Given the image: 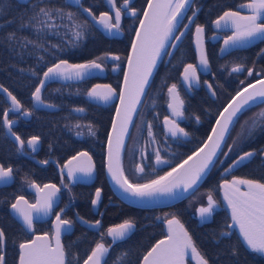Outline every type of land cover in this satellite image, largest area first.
Segmentation results:
<instances>
[{"label":"snow or ice","instance_id":"6c2138e0","mask_svg":"<svg viewBox=\"0 0 264 264\" xmlns=\"http://www.w3.org/2000/svg\"><path fill=\"white\" fill-rule=\"evenodd\" d=\"M3 0H0V15H3L4 8ZM24 4L29 3V0H17ZM131 0H123V4L117 7L115 0H106V3L115 10V19L108 12H101L99 16L93 14L91 8L83 7L81 0H71L74 4L87 13L96 24L101 25L105 31L112 33L115 29L120 30L122 8H128ZM192 7V0H147V8L144 9V18L140 20V27L136 29V38L132 41V51L128 55V69L124 72V88L119 92L120 105L116 107V118L112 121V130L108 133V163L107 170L112 181L118 185L124 193L131 197L145 198L153 197L156 194L173 195L176 198H182L183 193L198 186L203 180L210 168L215 167L218 154L228 157L230 153H235L240 146L234 140L233 144L227 145L228 151H222V145L226 143V136L230 134V128L236 122L238 114L257 103H264V73L256 72L254 68H247L248 76L262 77L257 79L255 83H249L242 90H237L235 95L231 97L228 105L219 113L216 118L215 125L211 129V133L204 141V146L188 156L181 164L165 172L162 176H156L155 179H149L145 183H133L125 175L124 169L120 163L121 149L125 145V135L129 133V124L132 122V114L137 110V104L141 102V96L146 94L147 89L151 86L150 77L153 75V70L157 66V60L163 55H172L167 50V45L171 44L173 48L183 36L174 35L179 31V25L184 18L185 10ZM238 8L247 9L250 14L241 15L240 11L225 10L222 15L211 23L216 29L231 28L232 35L227 36L220 51L222 53L230 52L232 49L244 47L256 41L264 42V0H248L247 3L238 5ZM199 8L192 11V15L188 16L189 23H194ZM32 15L28 17L27 22H24L21 17V28H35L37 32H43L45 29L50 34L59 35L56 29L63 26L69 27L66 24H57L55 21L68 20L72 21L71 35L68 39L69 47H78L86 35L87 29L90 27L89 21L84 19L83 22L77 21V13L73 11H65L61 7H47L33 5ZM131 15L136 17L137 10L130 8ZM50 21H52L50 23ZM12 23V21H9ZM3 27V25H0ZM184 29L189 27V24H183ZM196 45L198 53V65L186 64L183 72L184 84L191 86L199 84L197 76L198 67L207 70L209 67L208 57L203 49V34L205 26L196 25ZM67 35V33H66ZM5 39L15 44L19 48H25L27 44H34L35 47H43L42 44L36 43L34 40L18 39L15 32L9 33ZM53 48H59V45H52ZM66 51L67 49H61ZM47 51V49H45ZM264 54V49L261 53ZM109 58V54L96 57L85 63H69L67 60L60 59L58 63H54L47 67L43 72L42 78L39 79V84L35 86V90L31 93L33 109L24 108L22 103L17 99L12 92L0 85V91L7 93L8 99L11 100L12 107L4 110L3 126L8 132L15 137L16 142L20 145V149L24 148L25 141L12 131V125L15 121L8 119L9 112L19 111L24 117H29L38 107L54 108L56 105L47 103L42 98V90L47 82L54 80L71 81L82 80L86 76L92 75V69L103 71V62ZM112 60H120L118 55L110 56ZM43 60V57L39 58ZM118 67V65L116 66ZM116 67L113 71H116ZM243 64H236L231 68V72L239 73L244 71ZM24 72L25 69H20ZM32 76H37L34 69H27ZM212 96L216 95L213 86L204 81ZM241 85L244 81H240ZM258 85V87H257ZM168 108L171 110L173 119L165 117V133L179 140L181 137H187L188 132L183 127H180L175 118L184 116V100L177 91V84H172L168 87ZM87 97L93 100H98L108 103L117 95L116 90L110 85H95L86 93ZM72 111L82 113L85 111L82 107L74 108ZM197 123L200 122V117H196ZM247 123V122H246ZM73 127L81 128L77 123ZM89 130V135L94 136L95 131L91 124L85 125ZM257 130H264V110L256 114L245 131L242 125L240 136L243 139H250ZM77 136L82 135L81 132L76 133ZM148 137L152 138V143H156L153 136V126L148 124ZM40 142L39 136H32L27 140V146L33 151L36 150ZM19 150V149H18ZM257 150L243 152L232 160L231 164L224 169V173H231L234 169L244 166L251 162L252 158L257 155ZM259 154L264 155V149L259 150ZM145 158L142 156V163L135 166L137 174L145 173ZM155 162L157 165L169 164V160L162 158L160 150L155 151ZM47 164L48 161H41ZM221 164L224 161H220ZM94 164L92 157L87 151L77 152L64 165L68 170V178H74L75 173H83L85 176H91L94 172ZM63 171V169H62ZM152 171H155L153 168ZM13 174L12 168L0 166V182L8 183ZM63 183V180H62ZM243 186L246 190H241ZM30 187L36 189L38 195L35 203H29L23 196L16 198V202L11 204V209L16 217L22 221L23 228L31 232L33 230L34 221L41 214L47 216L55 204L57 193L60 188L56 184H45L39 187L35 182L30 183ZM67 187V185H65ZM223 190L224 200L227 202L228 209L231 210V224L226 225L228 229L238 228L239 234L244 243L253 252L264 253V182L254 179L233 177L231 181L224 179L219 185ZM182 190V191H180ZM101 188H96L95 198L91 200L93 207L97 205L101 198ZM219 206L211 193L207 194V205L196 209L201 222H207L212 217L213 212ZM67 207V206H66ZM56 212V219L53 223L55 230L54 236L45 233L43 236H36L34 239L20 242L18 245V264H73L72 260L68 259V254L64 246L61 244L60 237L62 232H69L73 227V220L63 219L62 213ZM76 219L82 224L87 225L90 229L99 230L101 221L95 220L89 222L77 213ZM168 235L165 239L159 240L151 247L146 254L143 255L140 264H185V258L189 255L196 260L197 264H209V261L198 250L192 236L185 229L184 225L173 216L171 219H166ZM135 229L133 219H125L122 223L108 227L100 232V239L91 249L90 254L83 260V264H106L105 257L109 250L119 241H124ZM228 231L221 230L219 237H228ZM105 236L111 238V243H105ZM217 237V241L219 240ZM55 240V246H52L51 240ZM7 234L0 228V264H7L6 247ZM236 250L233 249L232 255H236ZM127 253L118 256L113 264H118L122 257H126ZM79 264V261L76 262Z\"/></svg>","mask_w":264,"mask_h":264},{"label":"flooded vegetation","instance_id":"af4514ba","mask_svg":"<svg viewBox=\"0 0 264 264\" xmlns=\"http://www.w3.org/2000/svg\"><path fill=\"white\" fill-rule=\"evenodd\" d=\"M15 1L17 2V0ZM47 1L48 0H29V3L33 4ZM49 1L55 2L54 0ZM56 1L65 4L70 8L78 9L80 15L87 19L81 8L72 7L68 5L65 0ZM143 1L144 0H131L128 8L121 9L123 14L121 16L120 30L117 32L114 29L113 32L110 33V37L105 34L106 31L101 25L93 24L87 19L95 32L102 33L105 48H77L83 53L64 58V60H67L69 63H85L96 57L109 54V58L103 62V71L92 69V75L86 76L84 79L77 82L61 80L47 82L42 90V98H44L47 103L56 105L54 108L38 107L29 117L22 116L19 111L9 112L8 119L15 121L12 125V131L25 141L23 149H20L17 144L7 137L3 126V112L1 122L2 129L5 137L12 146V150L11 157H8L7 152L1 148L0 144V166L12 168L13 174L11 181L0 187V215L3 207L1 198L10 193L13 199L8 204L6 210L15 225L14 227L6 228L11 234H13L14 231H21L30 236L29 240L32 239L34 234L49 233L52 235V221L56 218L55 213L60 212L61 209H65L64 213H62L63 219L73 220L72 232L62 238L63 246L65 240L74 244L76 236L79 233H82L81 231H86L91 234L95 238V242H97L100 239V232L106 230L108 227H112L107 226L111 219L110 208H113L117 203L113 197H110V187L107 181L98 183L96 165L100 158L98 150L101 146L103 147V153L105 156V141L107 137L105 132H107L106 129L110 127L116 102L112 100L109 105H99L90 101L86 97V93L95 85L99 84L110 85L116 90L117 95L119 94L129 55V47L136 29L135 27H137L136 25H138L142 14L141 5L143 4ZM211 1L212 0H197L195 2V0H193L192 7L188 9L182 23L178 26L179 31L175 32L174 35H180V32L184 30L183 24H189V27L186 29L181 39L176 42L175 48H173L171 44L167 46V50L171 52L172 55L169 56L165 54L162 56L154 73V76L156 73L158 74V78L156 79V82H158L157 84L155 82V84L150 87L146 98H142L129 130L121 157V164L125 175L133 183L140 181L147 182L149 179H155L156 176H162L172 168V165L178 158V148L184 144L183 142L190 139L191 132L201 129L205 125V122L209 121L211 114L215 112L220 103H222L227 96L232 95L238 86H243L259 78L257 76H248L246 71L247 68H254L256 72L264 73V54H260L261 49H264V42L256 41L250 46L232 49L224 55L220 54V49L223 46L225 38L232 35V31H214L212 29L211 22L217 19L218 16L222 15L225 10L212 4ZM115 2L117 7H120V5L123 4V0H115ZM247 2L248 0H240V2H238L233 8L226 10L236 11L238 5ZM81 3L83 7L91 8L93 14L96 16H99L101 12H108L113 18L112 22H114L115 10L110 9L105 0H81ZM18 4L26 5L24 3ZM130 8H135L137 10L136 17L131 15ZM196 8H199L200 10L197 12L196 17H194L195 22L189 23L187 17L191 16L192 11ZM248 14L250 13H241V15ZM136 21L138 22L134 26ZM197 24L205 26V32L203 34V49L208 57L209 67L207 70L198 67L197 76L199 77V84H193L191 89H189V86L184 84L181 73L186 64L191 63L198 65L195 31ZM112 55H118L121 59L118 61L112 60L110 58ZM33 62L34 59H32L28 65L31 66ZM57 62H59V60ZM236 64H243L245 70L239 73L231 72V68ZM117 65L118 67H116ZM47 67L40 72L37 85ZM114 67H116V71H113ZM19 79L17 72L14 82L17 83ZM242 80L244 81L243 85L240 83ZM204 81H208V83L213 86V90L216 92L215 96L211 95ZM174 83L177 84V91L184 100V116L175 119L179 126L183 127L185 131L189 133L186 138L181 137L179 140L170 135H166L164 124L166 116L173 119L171 110L168 108L169 96L167 90L168 87ZM34 90L35 88L25 96L17 91L13 95L17 97L24 108L32 110L33 102L31 99V93ZM0 97L6 103L1 94ZM6 105L8 109L9 106L7 103ZM77 107H82L85 111L82 113L72 111ZM261 110H264V105L243 115L237 122L236 127L239 124L242 126L248 121V118L252 119V117L258 114ZM197 116L200 117L199 123L196 121ZM77 123L82 127H73ZM149 123L153 126V136L156 143H152V138L148 137ZM88 124L92 125V128L95 131L94 136L89 135L88 128L84 127ZM107 126L109 127L107 128ZM77 132H81L82 135L77 136ZM255 133L256 134H254L252 138L243 139L244 142L242 143V146L238 147L235 153H230L228 157L221 154L219 160L215 164L213 175L219 174L221 179L223 178V180L227 179L230 181L234 176L236 177L238 170L248 165L250 162L237 168L232 173L222 176L224 169L231 164L232 160H234L237 155L243 152L257 150L258 154L252 158L251 162L254 159L256 160V170L259 176L263 178L264 182V155L259 154V150L264 149V130H257ZM32 136L40 137V142L35 151L27 146V140ZM231 137L232 134L226 138V143L222 147L223 152L228 151L227 145L233 144ZM157 149L160 150L162 158L169 160V164H156L155 151ZM81 151H87L89 153L95 166V179L91 183H72V180L68 178V170L64 169L66 162L70 160L72 156L76 155L77 152ZM142 156L145 158V173L137 174L135 166L142 163ZM44 160H47L48 163H41V161ZM220 161H224V163L221 164ZM153 168L155 171H152ZM32 182H35L39 187H43L45 184H56L60 188V192L57 193L59 197L58 203L53 208L50 218L43 222H34V232L29 234L12 217L9 207L19 196H23L29 201V203H35L36 189L30 187V183ZM65 185H67V187H65ZM96 188H101L102 192L99 202L93 207L91 200L95 198ZM199 191H201V193ZM198 192L200 193V202L202 204L195 205L194 209L207 205L208 192L204 189L196 191L197 194H199ZM221 192L222 190L220 189L219 207L223 209ZM196 193H194V195ZM195 197L193 200H195ZM189 210L191 211L190 208ZM196 212V210L193 211L194 214ZM77 213L80 217L85 218L89 222L100 220L101 225L99 230H90L82 226L76 219ZM164 222L165 221L162 222V228ZM17 227L18 229H16ZM0 228H3L2 224H0ZM43 228L46 232L39 233L38 229L42 230ZM229 232L232 231L229 229ZM105 241H109L110 243V237L105 236L104 242ZM10 249L11 253L8 254L6 247V261L8 255L9 258L13 257L14 264H17L19 248L17 246L15 249H13V247ZM15 252H17L16 260ZM252 254H254V256H264V254L253 251ZM185 264L192 263L185 260Z\"/></svg>","mask_w":264,"mask_h":264},{"label":"trees","instance_id":"16d2710c","mask_svg":"<svg viewBox=\"0 0 264 264\" xmlns=\"http://www.w3.org/2000/svg\"><path fill=\"white\" fill-rule=\"evenodd\" d=\"M54 1L55 2H50L48 0L47 2L33 4L29 3L26 5H20L15 0H3L2 2L4 13L3 15H0V25H3V27H0V84L3 85L4 88H7L8 91L12 92V94H15L16 91L23 96L30 93V91L37 85L38 77L42 70L60 59H64L66 57L74 56L80 53L82 54L83 52H80L77 48H105L102 33H99L97 31L95 32L92 26L87 29L86 35L84 39L79 42L78 47H69L68 39L71 35L72 21L68 20L60 21L59 19H57L55 21V23L57 24H66L69 26L67 28L61 26L56 29L55 31H57L59 35L50 34L47 29H45L43 32H37L35 28L20 27L21 17H23L24 22H27L28 17L32 15L31 9L33 5L37 4L39 6L61 7L64 8L66 12H76L78 14L77 21L81 23L85 19L80 15L78 9H73L66 6L65 4L57 2L56 0ZM196 1L197 0H195V2ZM238 2H240V0L211 1L212 4L217 5L223 10L233 8ZM146 3L147 0H144L143 4L141 5V13ZM9 21H12V23H9ZM51 22L52 21H50V23ZM137 22L138 21L135 22L134 26L137 24ZM12 32H15L18 39L34 40L36 41V43L42 44L43 47L37 48L34 44L29 43L25 48H19L15 44H12L5 39V37ZM52 45H59V48H53ZM64 48H66L67 50L62 51L61 49ZM45 49H47V51H45ZM40 57H43L44 59L40 60ZM32 59H34V62L31 66H29L28 64L32 61ZM20 69H25V71L21 72ZM27 69L36 70L37 76H32L30 72L27 71ZM17 72L20 79L16 83L14 81ZM157 78L158 74L156 73L151 81L150 87L155 84ZM243 86H238L233 94H235L236 91ZM150 87L148 88L144 98H146ZM232 95L227 96L222 101V103H220L215 112L211 114L209 121L205 122V125L201 129L191 132L190 139L186 142H183L184 144H182V146L178 148V158L172 165V167L177 165L180 161L194 152L201 145L207 133L209 132L210 127L217 114ZM262 105H264V103L252 107L242 113L236 119V122L231 127V130L233 128L235 131L237 122L243 115H245L249 111H252L253 109L259 108ZM5 109H7V105L0 97V144L1 148H3L5 152H7L8 157H11L12 146L5 137L1 124L2 115ZM108 127L109 126H107V128ZM106 130L108 132L109 128ZM107 132L105 133L107 134ZM100 148L98 150L100 158L96 165L98 172V183L107 181L104 172L103 147L101 146ZM220 156L221 154L218 155L216 163L219 160ZM213 174L214 167L211 169L210 173L207 175L205 180L196 191L204 189L209 192L211 190L213 198L219 202V185L224 180L223 178L221 179L219 177V174ZM236 177L254 179L263 182V178L259 176L256 170L255 159L248 165L238 170ZM241 190L243 191L246 189L241 186ZM196 191L194 193H196ZM194 193L184 201L172 205L168 208L140 209L122 203L116 197H114V195L110 191V197H113L117 204L113 206V208H110L111 219L107 226H115L116 224L122 223L125 219L131 218L135 222V229L124 241H119L113 245V247L109 250V253L105 257L106 264H113V261L116 260L118 256H122L123 253H127V256L122 257L121 261H119L118 264H140L143 255L153 246L155 242H157L164 236L162 222L166 221V219H171L173 216H175L184 225L185 229L192 236L194 243L198 247V250L204 256V258L209 261V264H264V256H254V254H252V251L244 243L242 237L238 232H229V229L226 227V225L230 223V220L226 212L221 207L218 206L216 208V210L213 212L212 217L209 218L207 222H201L197 212L194 214L189 210L187 201L194 195ZM12 199L13 197L10 193L9 195H4L1 198L3 207L0 215V224H2V227L8 237V254L11 253V247L15 249L20 242H24L30 239L29 235H26L21 231H14L13 234H11V232H9V230L7 229L9 227H14L15 225L6 210L8 204ZM16 229H18V227ZM221 230L228 231L230 235L228 237H219V233L221 232ZM38 232L42 233L46 232V230L44 228L42 230L38 229ZM81 232L82 233H79L76 236L74 244L67 240L64 241V248L66 250V253L68 254V259L72 260L73 264H76L77 261H79V264H81L83 260L87 258V255L90 254L91 249L95 246L96 243L95 238L91 234L86 231ZM217 237H219L218 241L216 239ZM105 243H109V241H105ZM233 249L236 250V255H232ZM16 255L17 252H15V260ZM7 264H14L13 257L9 258L7 255Z\"/></svg>","mask_w":264,"mask_h":264},{"label":"water","instance_id":"95a60500","mask_svg":"<svg viewBox=\"0 0 264 264\" xmlns=\"http://www.w3.org/2000/svg\"><path fill=\"white\" fill-rule=\"evenodd\" d=\"M65 1H66V3H67L68 5H70V6H72V7H78V6L74 5V4H71V0H65ZM105 2H106V0H105ZM192 2H193V0H192ZM19 3H22V2H19ZM106 4H107V3H106ZM107 5H108V4H107ZM108 7H109L110 9H112L109 5H108ZM145 8H147V3H146V5H145L144 9H145ZM144 9H143V12H142V14H141V16H140V19H139V22H138V25H137L136 29L140 27V20L144 18ZM188 9H189V8H188ZM188 9L185 10V14H184V16L186 15ZM112 10H113V9H112ZM236 11H240V13H249V11H248L247 9L238 8V6L236 7ZM83 14L86 16V18H87L88 20H90L91 23L96 24L95 21H93L92 18L89 17V16L87 15V13L83 12ZM136 29H135V32H134V35H133L132 41L136 38ZM212 29H213L214 31H232L231 28H223V27H222V28H220V29H216L213 25H212ZM185 31H186V29H184V30L182 31V32H183V35H184ZM105 34H106L108 37H110V35H111V34L108 33L107 31L105 32ZM223 44H224V42H223ZM252 44H253V43L248 44V45H246V46H244V47L250 46V45H252ZM131 46H132V42H131V45H130V47H129V48H130V49H129V54H130L131 51H132V47H131ZM167 46H168V45H167ZM167 46H166V47H167ZM244 47H239V48H244ZM225 53H227V52H225ZM225 53H222V52H221L220 54H221V55H224ZM160 60H161V58L157 60V66H156V68H154V70H153V75H152V77H150V82H151V80H152V78H153V76H154V73H155V71H156V69H157V67H158V64H159ZM57 63H58V62H57ZM127 69H128V63H126V67H125V70H127ZM46 70H47V69H46ZM260 78H262V77H259L258 79H260ZM256 80H257V79H256ZM256 80H254V81H252V82H250V83H255ZM77 81H79V80H71V81H69V82H77ZM248 84H249V83H248ZM248 84L244 85V86L241 87L239 90H242L244 87H247ZM257 87H258V85H257ZM122 88H124V77H123V81H122V85H121L120 90H121ZM0 94L3 96V98H4L5 101H6V103L8 104V106H9L8 109H10V108L12 107V105H11V100L8 99V97H7V93H5V92H3V91H0ZM234 95H235V94H233L232 96H234ZM232 96H231V97H232ZM86 97H87V96H86ZM143 97H144V95L141 96V101H142V98H143ZM87 98H88L90 101H93L94 103H97V104H99V105H109V104H110V101H109L108 103H103V102L98 101V100L90 99L89 97H87ZM112 100L116 102V106H115V109H114V113H113V116H112V120H111V124H110L109 130H108V133L111 132V130H112V121H113L114 118H116V107H117L118 105H120L119 94H118V95H115V96L113 97ZM112 100H111V101H112ZM230 100H231V98L225 103V105L221 108V110L219 111V113H220L221 111H223L224 107H226V106L228 105V103H229ZM140 103H141V102H140ZM140 103L137 104V110L132 114L133 119H132V122L129 124V130H130L131 125H132V123H133V120H134V118H135V116H136V113H137V111H138V108H139V106H140ZM260 104H263V103H257V104H255V105H252L251 107H249V108H247L246 110H244L242 113H244V112L247 111L248 109H250V108H252V107H255V106H257V105H260ZM15 112H17V111H15ZM219 113L217 114L216 118L219 116ZM242 113H241V114H242ZM241 114H238V117H239ZM216 118L214 119V121H213V123H212V125H211V127H210V130H209V132L207 133L205 139L203 140V142L201 143V145H200V146H199L194 152H196L198 149H200V148H202V147L204 146V141L207 140V136L211 133V129H212V127L215 125ZM231 127H232V126H231ZM4 128H5V127H4ZM230 130H231V128H230ZM5 133H6L7 137H8L12 142H14L15 144H17L18 147L20 148V145L16 142L15 137H13V136L8 132L7 128H5ZM108 133H107V137H106V141H105V156H104V172H105L106 180H107V183H108V185H109V187H110V191H111V193L114 195V197H116L119 201H121L122 203H124V204H126V205H128V206H131V207H134V208H140V209H163V208H168V207H170V206H172V205H175V204H177V203H179V202H182V201H184L186 198H188L190 195H192V194H193V193L199 188V186L202 184V182L205 180V178L207 177V175L210 173V171H211V169H212V168H210V170H208L206 176L203 178L202 181L199 182V185H198V186H194L193 189H189L188 192L183 193L182 198H176V197L173 196V195H166V194H156V195H154L153 197H150V198H148V197H145V198L131 197V196H129L127 193H124L123 190H122L118 185H116V184L114 183V181H112L111 176H110L109 173H108V170H107V163H108ZM227 136H228V135H227ZM227 136H226V138H227ZM127 137H128V134L125 135V143H126ZM182 138H186V137H182ZM223 145H224V144H223ZM223 145H222V147H223ZM28 148H29V147H28ZM123 149H124V147L121 149V153H120V163H121V157H122V151H123ZM194 152H192V153H191L190 155H188V156H191ZM241 154H242V153H241ZM218 155H219V154H218ZM188 156H187L186 158H184L182 161H180L177 165L181 164L184 160H186V159L188 158ZM235 159H236V158H235ZM216 160H217V159H216ZM68 161H69V160H68ZM68 161H67V162H68ZM67 162H66V163H67ZM92 163H93V162H92ZM121 165H122V164H121ZM177 165H175L174 167H176ZM174 167H172V168H174ZM172 168H171V169H172ZM64 169L67 170V168H64ZM171 169H169L168 171H170ZM236 169H237V168H236ZM236 169H234V170H236ZM234 170H233V171H234ZM168 171H167V172H168ZM233 171H232V172H233ZM67 172H68V171H67ZM232 172H231V173H232ZM227 174H230V173H227ZM224 175H226V174L223 172L222 176H224ZM11 179H12V177H11ZM94 179H95V168H94V172H93V174H92L90 177H89V176H85L83 173H75V174H74V178L71 179V180H72V183H91V182H93ZM10 181H11V180H10ZM10 181H9V182H10ZM9 182H8V183H9ZM8 183L0 182V187L6 185V184H8ZM180 191H182V190H180ZM35 193H36V198H37L38 193H37L36 190H35ZM58 199H59V197H58V194H57V198H56V201H55V204H54L53 208L57 205V203H58ZM15 202H16V200L14 201V203H15ZM35 202H36V201H35ZM221 202H222L223 209L226 211V213H227V215H228V217H229V220H230V223H229V224H231V223H232V221H231V210L228 209V207H227V202L224 200V193H223V190H222V192H221ZM9 211H10V214L12 215V217H13V218H14V219H15V220H16V221H17V222L23 227L22 221L19 220V218L16 217V215L13 213V211H12V209H11V206L9 207ZM51 214H52V211H51L47 216L41 214V215L39 216V218H37L34 222H43V221H46V220H48V219L50 218ZM55 219H56V218H55ZM55 219L52 221V224H51V227H52V235H51V236H54V234H55V230H54V228H53V223H54ZM77 220H78V219H77ZM78 221H79V220H78ZM79 223H80L82 226L86 227L87 229H90V228L87 227V225L82 224L80 221H79ZM163 228H164L165 236H164L162 239H165V238L167 237V235H168V229H167L166 222L163 223ZM90 230H92V229H90ZM233 230H235V231H237V232L239 233V229H238V228H232V229H230V231H233ZM25 231H26L27 233H29V234H32V233L34 232V228H33V230H32L31 232L27 231L26 229H25ZM71 232H72V229H71L69 232H62V233H61V237H60L61 244H62V238H63L65 235L70 234ZM43 235H44V234H34V235L32 236V239H34L36 236H43ZM162 239H160V240H162ZM158 241H159V240H158ZM51 243H52V246H55V240H54V239L51 240ZM155 244H156V242H155L153 245H155ZM150 249H151V248H150ZM150 249H149V250H150ZM149 250H148V251H149ZM146 253H147V252H146ZM146 253H145V254H146ZM141 260H142V259H141ZM185 260L189 261V262L192 263V264H197L196 260L193 259V258L191 257V255L187 256V257L185 258ZM17 264H18V261H17ZM82 264H83V263H82Z\"/></svg>","mask_w":264,"mask_h":264},{"label":"rangeland","instance_id":"374dc122","mask_svg":"<svg viewBox=\"0 0 264 264\" xmlns=\"http://www.w3.org/2000/svg\"><path fill=\"white\" fill-rule=\"evenodd\" d=\"M251 120H252L251 118H248L247 123H244L243 124L245 131L248 129L249 125L251 124ZM238 126L236 127L235 131L232 128V130L230 131V134H228V135L230 136L232 134V137H231L232 138V141L236 140L239 143V145H240L239 147H241L242 146V143L244 142L243 141V138L240 136V133L242 131V126L240 124ZM137 183H145V182L144 181H140V182H137ZM199 192L201 193V191H199ZM200 193L199 194L196 193L197 195L195 194L193 197H191V198L188 199L187 205L189 206V208L191 209V211L195 208V205L202 204L200 202L201 201L200 200ZM194 197H195V200H193ZM195 210L196 209H194L193 211H195ZM261 254H264V253H261Z\"/></svg>","mask_w":264,"mask_h":264}]
</instances>
